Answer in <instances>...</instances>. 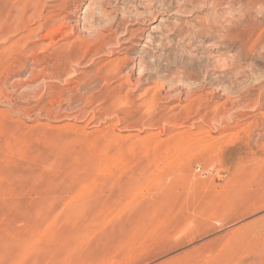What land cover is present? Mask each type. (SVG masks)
<instances>
[{"label": "rangeland", "instance_id": "obj_1", "mask_svg": "<svg viewBox=\"0 0 264 264\" xmlns=\"http://www.w3.org/2000/svg\"><path fill=\"white\" fill-rule=\"evenodd\" d=\"M0 17V264H264V0Z\"/></svg>", "mask_w": 264, "mask_h": 264}, {"label": "bare ground", "instance_id": "obj_2", "mask_svg": "<svg viewBox=\"0 0 264 264\" xmlns=\"http://www.w3.org/2000/svg\"><path fill=\"white\" fill-rule=\"evenodd\" d=\"M35 3H36V2H35ZM38 4H39V3H38ZM35 7H36V6H35ZM6 9H7V8H6ZM12 10H13V9H12ZM15 10H16V8H15ZM35 10H36V8H35ZM2 12H3V11H2ZM8 12H9V11H8ZM34 13H35V11H34ZM22 15H23V14H22ZM31 15H32V14H31ZM36 15H37V13H36ZM27 16H29V15H27ZM32 16H33V15H32ZM35 17H36V16H35ZM35 17H34V18H35ZM0 18H1V17H0ZM7 18H8V17H7ZM13 18H14V17H13ZM36 19H37V18H36ZM0 20H1V19H0ZM31 20H32V19H31ZM6 22H7V21H6ZM21 22H22V21H21ZM58 22H59V21H58ZM58 22H57V24H58ZM9 23H10V22H9ZM32 23H33V22H32ZM55 24H56V23H55ZM0 25H1V24H0ZM12 25H13V24H12ZM2 26H3V24H2ZM5 26H6V25H5ZM9 26H10V25H9ZM3 27H4V26H3ZM42 27H43V25H42ZM10 28H11V27H10ZM58 28H59V27H58ZM60 28H61V27H60ZM60 28H59V29H60ZM3 29H6V28H3ZM3 29H2V32L4 31ZM13 29H14V28H13ZM18 30H19V29L17 28V31H18ZM40 30H41V29H40ZM5 31H6V30H5ZM24 31H25V30H24ZM41 31H42V30H41ZM0 32H1V31H0ZM2 32H1V33H2ZM55 32H56V31H54V33H55ZM71 33H72V32H71ZM33 34H34V33H33ZM68 35H69V34H68ZM34 37H35V36H34ZM47 37H48V36H47ZM74 37H75V36H74ZM77 38H78V37H77ZM25 39H26V38H25ZM77 41H78V40H77ZM93 41H94V40H93ZM107 41H108V40H107ZM20 44H21V43H20ZM13 45H14V44H12V46H13ZM40 45H41V44H40ZM90 45H91V44H90ZM28 46H30V45H28ZM35 46H36V45H35ZM107 46H108V45H107ZM13 47H14V46H13ZM16 47H17V46H16ZM30 47H31V46H30ZM38 47H39V46H38ZM66 47H67V46H66ZM31 48H32V47H31ZM69 48H71V47L69 46ZM23 49H24V48H23ZM84 49H85V48H84ZM14 50H15V49H14ZM18 50H19V49H18ZM21 50H22V49H21ZM26 50H28V49H26ZM26 50H25V51H26ZM65 50H66V49H65ZM5 51H6V50H5ZM95 51H96V50H95ZM27 52H28V51H27ZM24 53H25V52H24ZM24 53H23V54H24ZM76 55H77V54H76ZM75 57H76V56H75ZM78 59H79V58H78ZM73 60H74V59H73ZM79 60H80V59H79ZM82 60H83V59H82ZM85 60H86V59H85ZM76 61H77V60H76ZM76 61H75V62H76ZM37 62H38V61H37ZM37 62H36V63H37ZM44 62H45V60H44ZM58 62H60V61H58ZM66 62H67V61H66ZM75 62H74V63H75ZM21 63H23V61H22ZM69 63H70V62H69ZM37 64H38V63H37ZM41 64H42V63H41ZM54 64H55V63H54ZM75 64H76V63H75ZM81 64H82V63H81ZM18 65H19V64H18ZM72 66H73V65H72ZM76 66H77V65H76ZM64 69H65V68H64ZM42 70H43V68H42ZM52 70H53V69H52ZM69 70H70V69H69ZM43 71H44V70H43ZM112 71H113V70H112ZM115 71H116V70H115ZM55 72H56V71H55ZM47 73H48V72H47ZM58 73H59V72H58ZM105 73H106V72H105ZM52 74H53V73H52ZM129 74H130V73H129ZM129 74H128V75H129ZM42 75H43V74H42ZM54 75H55V74H54ZM97 75H99V74H97ZM44 76H45V75H44ZM103 76H104V75H103ZM106 76H107V75H106ZM32 77H33V76H32ZM47 77H48V76H47ZM49 77H50V76H49ZM34 78H35V77H34ZM58 78H59V77H58ZM37 79H38V78H37ZM37 79H36V80H37ZM52 79H53V78H52ZM34 80H35V79H34ZM48 81H49V79H48ZM96 81H97V80H96ZM98 81H99V80H98ZM100 81H101V80H100ZM49 82H50V81H49ZM106 90H107V89H106ZM106 90H105V91H106ZM107 92H108V91H107ZM109 92H110V90H109ZM118 98H119V97H118ZM1 99H2V98H1ZM258 102H259V101H258ZM260 114H261V113H260ZM262 118H263V117H262ZM261 130H262V129H261ZM261 140H262V139H261ZM258 141H259V139H258ZM256 157H257V156H256ZM258 158H259V157H258ZM205 159H206V158H205ZM260 159H261V158H260ZM260 159H259V160H260ZM208 160H209V159H208ZM253 160H255V158H254ZM261 160H262V159H261ZM201 161H203V160L201 159ZM246 161H247V160H246ZM249 161H250V160H248V162H249ZM255 161L258 162V159H256ZM255 161H253L254 164H255ZM262 161H263V160H262ZM241 162H242V161H241ZM203 163H204V162H203ZM260 163H261V162H260ZM244 164H245V163H244ZM246 164H247V163H246ZM256 164H257V163H256ZM238 165H239V164H238ZM250 165H251V164H250ZM261 165H262V164H261ZM237 167H239V166H237ZM248 167H249V166H248ZM252 167H253V164H252ZM239 168H240V167H239ZM244 168H245V166L243 167V169H244ZM241 169H242V167H241ZM236 170H237V169H236ZM238 170H239V169H238ZM238 170H237V171H238ZM244 171H245V170H244ZM235 172H236V171H235ZM247 172H248V171H247ZM251 172H252V171H251ZM243 173H244V172H243ZM233 174H234V173H233ZM7 246H8V245H7ZM7 251H9V250H7ZM6 254L9 256L10 253L8 254V253L6 252Z\"/></svg>", "mask_w": 264, "mask_h": 264}]
</instances>
